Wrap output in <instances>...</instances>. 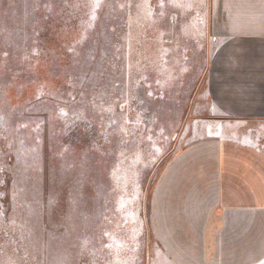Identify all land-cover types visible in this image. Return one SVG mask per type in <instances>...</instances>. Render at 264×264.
<instances>
[{
    "label": "rangeland",
    "instance_id": "1",
    "mask_svg": "<svg viewBox=\"0 0 264 264\" xmlns=\"http://www.w3.org/2000/svg\"><path fill=\"white\" fill-rule=\"evenodd\" d=\"M208 24L207 0H0V264H149Z\"/></svg>",
    "mask_w": 264,
    "mask_h": 264
},
{
    "label": "crops",
    "instance_id": "2",
    "mask_svg": "<svg viewBox=\"0 0 264 264\" xmlns=\"http://www.w3.org/2000/svg\"><path fill=\"white\" fill-rule=\"evenodd\" d=\"M207 4L214 46L193 139L150 190L149 264H264V0Z\"/></svg>",
    "mask_w": 264,
    "mask_h": 264
}]
</instances>
